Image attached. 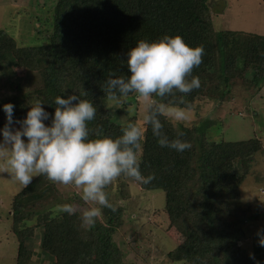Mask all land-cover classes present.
<instances>
[{
    "label": "trees",
    "instance_id": "16d2710c",
    "mask_svg": "<svg viewBox=\"0 0 264 264\" xmlns=\"http://www.w3.org/2000/svg\"><path fill=\"white\" fill-rule=\"evenodd\" d=\"M219 12L220 7L208 0H55L45 42L17 46L5 30H0V89L7 61L23 65L28 75L35 72L39 78L38 84L34 82L27 90L17 82L14 93L0 97V105L13 103L14 117L23 118L38 98L52 113L57 95L75 92L97 108L89 127L116 138L124 127L112 119L103 103L108 98L103 92L104 81L109 73L128 75L125 53L138 40L154 41L165 35H179L191 47L204 46L202 63L192 70L201 87L188 94L155 98L157 102L191 109L196 100L226 99L231 93L222 87L230 89L233 83L248 79L257 82V64L248 65L241 73L242 63L245 59L264 62V35L221 27L216 19ZM203 73L213 74L216 80L209 82ZM2 117L0 108V124ZM160 119L169 139L182 132L179 138L191 144L182 153L162 148L150 126H145L140 170L145 176L154 173L156 178L147 185L140 183V187L163 190L166 226L183 236L167 253V264H264V251L250 257L238 243L244 237L239 222L225 219L240 208L239 186L244 174L236 167L239 163L243 168L252 154L261 150L260 141L208 140L204 130L195 125L175 124L163 116ZM39 183L34 179L11 199L17 260L30 258L29 240L39 231V248L52 256L49 264H122L124 254L111 239L121 223V207L110 201L116 211L104 208V222L97 218L94 227L85 228L78 211L68 216L45 208L41 192H47L48 186L42 190Z\"/></svg>",
    "mask_w": 264,
    "mask_h": 264
},
{
    "label": "rangeland",
    "instance_id": "374dc122",
    "mask_svg": "<svg viewBox=\"0 0 264 264\" xmlns=\"http://www.w3.org/2000/svg\"><path fill=\"white\" fill-rule=\"evenodd\" d=\"M208 1L220 7V17L216 16V19L221 27L264 35V0ZM54 3L55 0H0V30H5L17 46L41 44L46 41L51 29L49 23ZM252 63L257 64V82L248 79L231 84L233 88L230 89L222 87L223 91L231 93L226 99L196 100L191 109L183 108L187 119L181 123L204 130L208 140L255 138L260 141L261 150L253 153L252 159L243 168L239 163L236 167L238 173L244 174L239 186L240 208L235 215L227 214L225 217L228 221L235 219L239 222L244 237L238 243L247 253L258 255L264 251V247L258 243L260 237L264 236V62L245 59L241 73ZM3 74V88L0 89L2 98L14 93L17 82L27 90L34 86V82L37 85L39 80L35 72L28 75L23 65L17 67L8 61ZM203 75L209 82L216 80L213 74ZM21 77L22 81L19 79ZM103 103L112 119L123 127L128 123L141 125L143 106L146 103L142 98L131 95L122 98L119 104L105 98ZM1 121L0 127H3L5 117ZM2 164L3 158H0ZM36 178L40 180L39 187L42 190L48 186L47 192H41V202L45 208L60 211V205L71 203L81 213L85 208L95 206L93 202L81 200L80 188L52 183L44 176L34 177L33 180ZM21 189L8 173H0V264H49L52 256L39 248V231H35V236L29 240L30 258L17 260V241L11 231L10 203L12 196ZM105 191L109 200L122 209L121 223L111 234V239L124 254L122 264H167V253L183 236L174 228L166 226L163 190L143 189L140 182L122 176ZM34 206L37 207L36 203ZM98 219L104 222L103 215Z\"/></svg>",
    "mask_w": 264,
    "mask_h": 264
},
{
    "label": "clouds",
    "instance_id": "9594fccd",
    "mask_svg": "<svg viewBox=\"0 0 264 264\" xmlns=\"http://www.w3.org/2000/svg\"><path fill=\"white\" fill-rule=\"evenodd\" d=\"M204 51L203 45L191 47L179 35H165L154 41L141 39L129 48L124 59L128 75L109 73L103 92L117 104L130 94L146 101L142 111L144 126L128 123L116 138L89 127L97 108L75 92L57 95L51 104L55 106L52 113L38 98L23 118L14 117L13 103L0 105L5 116L0 127V173H8L21 188H27L39 176L52 183L80 188L81 200L95 205L80 213L81 226L94 227L104 208L116 211L105 191L115 180L123 176L147 185L156 178L154 173L145 176L140 170L145 126H150L162 148L177 153L191 148L187 140L179 138L182 132L169 139L160 119L163 116L181 123L187 119L186 111L167 107L155 98L199 89L201 81L192 75V70L202 63ZM59 210L68 216L77 212L71 203L60 205ZM258 243L264 247V236Z\"/></svg>",
    "mask_w": 264,
    "mask_h": 264
}]
</instances>
